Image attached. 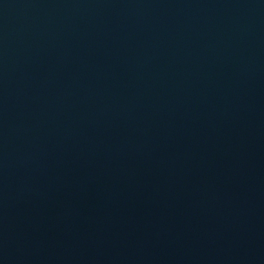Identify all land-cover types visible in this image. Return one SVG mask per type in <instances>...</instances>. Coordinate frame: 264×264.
<instances>
[{
  "label": "water",
  "instance_id": "95a60500",
  "mask_svg": "<svg viewBox=\"0 0 264 264\" xmlns=\"http://www.w3.org/2000/svg\"><path fill=\"white\" fill-rule=\"evenodd\" d=\"M0 264H264V0H0Z\"/></svg>",
  "mask_w": 264,
  "mask_h": 264
}]
</instances>
